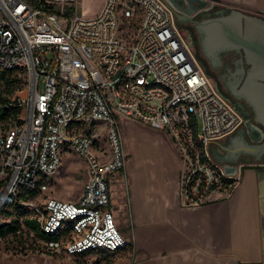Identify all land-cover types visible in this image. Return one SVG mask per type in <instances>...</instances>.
Segmentation results:
<instances>
[{
    "label": "built area",
    "instance_id": "built-area-1",
    "mask_svg": "<svg viewBox=\"0 0 264 264\" xmlns=\"http://www.w3.org/2000/svg\"><path fill=\"white\" fill-rule=\"evenodd\" d=\"M74 1L0 0V67H21L26 76L24 94L7 100L19 106V120L0 130V207L8 197L27 205L39 229L55 236L41 241L69 254L126 243L106 181L125 159L121 117L166 132L180 162L181 204L232 188L237 175L209 155L207 142L241 119L207 79L162 0H102L90 16L79 15ZM134 13L135 31L125 38L123 20ZM64 148L85 164L79 194L31 199Z\"/></svg>",
    "mask_w": 264,
    "mask_h": 264
},
{
    "label": "crops",
    "instance_id": "crops-1",
    "mask_svg": "<svg viewBox=\"0 0 264 264\" xmlns=\"http://www.w3.org/2000/svg\"><path fill=\"white\" fill-rule=\"evenodd\" d=\"M223 1L264 14V0ZM120 122L125 159L106 181L126 243L111 251H62L67 264H264V160L235 161L230 171L237 179L228 192L181 204L180 162L166 132L130 117ZM213 143L219 142L209 140L207 150Z\"/></svg>",
    "mask_w": 264,
    "mask_h": 264
},
{
    "label": "water",
    "instance_id": "water-1",
    "mask_svg": "<svg viewBox=\"0 0 264 264\" xmlns=\"http://www.w3.org/2000/svg\"><path fill=\"white\" fill-rule=\"evenodd\" d=\"M162 1L168 6L176 26L181 20L197 22L202 31L205 46H218L220 42L239 46L244 50L247 60L254 64V71L251 69L252 71L248 75L250 80L246 83L243 93L254 104L256 117L261 122L262 129L258 131L255 141L242 142L235 151L240 150L253 156L252 159L242 161L264 160V14L231 7L225 13L196 20V14L209 9L208 0ZM192 55L196 57L194 52ZM205 73L207 74V72ZM256 77L259 79H255ZM209 140L218 141L215 138ZM217 145H222L218 149L226 148L221 142ZM207 151L216 162L222 164L224 171H230L231 164L238 160L234 149L216 152L213 147H210Z\"/></svg>",
    "mask_w": 264,
    "mask_h": 264
},
{
    "label": "rangeland",
    "instance_id": "rangeland-1",
    "mask_svg": "<svg viewBox=\"0 0 264 264\" xmlns=\"http://www.w3.org/2000/svg\"><path fill=\"white\" fill-rule=\"evenodd\" d=\"M101 2L102 0H75L74 9L81 16H90L98 10ZM136 24V13L128 18L127 21L123 20L125 38H129L134 33ZM179 30L185 41L189 43L191 52L195 53L188 31L183 27H180ZM194 58L203 70V66L200 64L197 56H194ZM13 72L19 74L22 81L20 80L18 82V88H15L10 95H23L25 91V73L18 69H15ZM206 77L211 82L208 74H206ZM1 86L2 83H0ZM5 121H0V128L2 124L9 126L13 122L11 119H6ZM93 126L98 127L99 124L96 123ZM119 127L120 132L126 129V126L121 122ZM100 142L102 144L106 143L103 136L98 137V143ZM84 176L85 164L82 158L71 149H61L58 167L51 174L45 176V187L41 189L40 195L31 197V199L38 201L48 195L58 198L74 199L80 192L82 182L85 178ZM10 216L11 214L0 212V222L8 220ZM50 237L51 239L55 238L54 236ZM67 262H70L69 256L61 250H53L47 244L40 241L37 236L25 229L20 230L18 233H7L0 236V264H67Z\"/></svg>",
    "mask_w": 264,
    "mask_h": 264
},
{
    "label": "flooded vegetation",
    "instance_id": "flooded-vegetation-1",
    "mask_svg": "<svg viewBox=\"0 0 264 264\" xmlns=\"http://www.w3.org/2000/svg\"><path fill=\"white\" fill-rule=\"evenodd\" d=\"M208 1L210 3L209 9L196 14V20L225 13L231 7L246 9L223 0ZM177 27H183L188 31L195 49V55L204 71L209 75L213 88L241 116L239 123L232 131L224 135L222 139H217L226 148H214L216 152H225L229 149L235 151L242 142L255 141L258 131L262 129V124L256 117L254 104L243 93L246 83L250 80L248 75L250 71H254V64L247 60L244 50L239 46L236 47L227 42H220L218 46H205L202 31L196 21L181 20ZM255 79L259 78L256 77ZM215 145L217 144L213 143V147ZM235 154L238 160L253 158L250 153L240 150L235 151Z\"/></svg>",
    "mask_w": 264,
    "mask_h": 264
},
{
    "label": "trees",
    "instance_id": "trees-1",
    "mask_svg": "<svg viewBox=\"0 0 264 264\" xmlns=\"http://www.w3.org/2000/svg\"><path fill=\"white\" fill-rule=\"evenodd\" d=\"M29 1L34 4L38 2V0ZM15 69L22 70L24 72L23 68L17 66L0 67V83H2V86L0 87V121L6 122V119H11L13 121L12 124L19 120L17 116L19 113V106L15 104L10 105L7 103V100L11 96H14L10 95L11 92L15 88H18V82H20V80L22 81L21 76L16 72H13ZM25 80L26 76L24 77V81ZM9 126L2 124L0 130H4ZM32 193L33 191L27 194L19 192L17 194V197H28L32 195ZM0 212L11 214L8 220L0 222V236H3L7 233H18L22 229L30 231L32 234L37 236L40 241L51 239L50 236H54L41 231L38 227L36 218L32 214L31 209L27 205L21 204L13 198L8 197L3 202L0 207Z\"/></svg>",
    "mask_w": 264,
    "mask_h": 264
}]
</instances>
